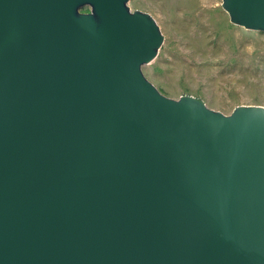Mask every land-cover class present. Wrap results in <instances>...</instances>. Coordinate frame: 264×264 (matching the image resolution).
Segmentation results:
<instances>
[{
	"label": "water",
	"instance_id": "1",
	"mask_svg": "<svg viewBox=\"0 0 264 264\" xmlns=\"http://www.w3.org/2000/svg\"><path fill=\"white\" fill-rule=\"evenodd\" d=\"M161 41L127 0H0V264H264V105L161 93Z\"/></svg>",
	"mask_w": 264,
	"mask_h": 264
},
{
	"label": "rangeland",
	"instance_id": "2",
	"mask_svg": "<svg viewBox=\"0 0 264 264\" xmlns=\"http://www.w3.org/2000/svg\"><path fill=\"white\" fill-rule=\"evenodd\" d=\"M219 3L127 0L130 9L148 12L162 34L141 71L161 93L192 94L223 113L241 103L264 105V33L230 22Z\"/></svg>",
	"mask_w": 264,
	"mask_h": 264
}]
</instances>
